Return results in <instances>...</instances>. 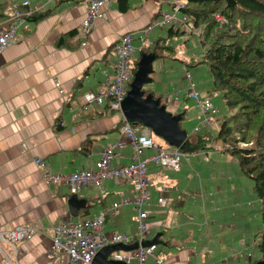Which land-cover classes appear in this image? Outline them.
<instances>
[{
    "label": "crops",
    "instance_id": "crops-1",
    "mask_svg": "<svg viewBox=\"0 0 264 264\" xmlns=\"http://www.w3.org/2000/svg\"><path fill=\"white\" fill-rule=\"evenodd\" d=\"M105 1L102 10L106 19L94 21L84 40L73 37L57 46L60 37L77 31L85 7L82 0H55L38 11L47 12V16L35 23L25 22L15 42L0 54V233L15 227L35 230L14 251L1 245L8 262L0 253V264H68L64 254H51L52 227L68 218L90 217L129 195L126 183L113 181L104 182L100 189L89 188L80 194L68 195L63 185L45 183L42 168L35 164L40 160L51 173L60 175L93 169L107 144L123 141L118 131L120 118L114 113L103 110L105 114H101L103 111L95 107L86 111L74 107L80 106L84 96L94 93L103 80L102 72L112 76L111 52L117 39L124 34L133 37L132 66L140 51L139 31L158 19L162 9L167 12L168 7L161 0H128L127 11L120 13L115 0ZM29 2L30 9L35 10L43 6L44 0ZM165 30L152 29L145 38L146 46L164 38ZM174 38L172 34L167 41L172 47ZM149 57L144 61L160 62V71L169 78L162 92L156 90L157 84H143L142 98L149 92L160 96L165 113L182 120L190 108L187 102L195 105L185 97L183 65L167 66L162 62L163 58L172 62L171 55L149 54ZM148 65L146 79L149 81L153 70ZM213 117L208 118L216 127ZM196 119L200 123L199 112ZM137 129L148 128L140 125ZM149 135L153 140L150 132ZM181 138L169 139L180 141ZM177 146H170V150H177ZM184 155L178 172L147 165V174L153 177L152 182L148 179L150 183L155 187L161 185L155 190L153 184L149 188L151 206L147 210V222L151 227L147 241L158 235L157 241L163 243L159 250L164 254L160 256L163 264L246 263L255 256L252 230L260 223H252L251 219L258 212L254 203L257 199L254 195L253 198L243 196L242 175L233 160L210 150ZM128 160L125 144L111 165H124ZM158 170L170 175L160 177ZM250 192L253 194L251 188ZM156 198H162L165 205L155 207ZM243 198L249 203L244 207ZM133 215L130 209L121 206L116 216L106 220L104 232L134 236ZM167 241L173 247L164 246ZM128 251L114 252L126 254ZM106 260L111 261L110 255Z\"/></svg>",
    "mask_w": 264,
    "mask_h": 264
},
{
    "label": "built area",
    "instance_id": "built-area-1",
    "mask_svg": "<svg viewBox=\"0 0 264 264\" xmlns=\"http://www.w3.org/2000/svg\"><path fill=\"white\" fill-rule=\"evenodd\" d=\"M55 0H44L43 6L30 9L29 0H9L4 19L0 23V54L15 42L18 30L23 26L26 17L31 13L42 11L44 5ZM85 7V15L74 35V39L84 40L90 33L93 22L104 21L106 14L102 10L105 0H82ZM186 4L185 0H174L166 4L168 11H160L159 18L151 21L144 27L140 34V49L147 43L145 38L152 29H171V31L181 33H194L198 38L199 31L192 28L188 16L182 13ZM216 21H223L215 17ZM133 37L124 34L117 39V43L112 49V76L108 77L104 72L103 80L97 85L94 93L84 96L80 106L74 108L86 111L89 107H95L99 111L106 109L116 113L120 118L118 129L122 142L107 144L99 159L94 164L93 169L76 171L66 175L53 174L47 165L40 160L35 164L42 168V179L47 184L65 187L68 195H77L89 188L100 189L104 182H123L129 187V195L118 202L112 203L108 208L99 210L96 214L87 217L83 216L77 220L67 219L51 229V254H64L68 264H92L96 254L103 248L113 245L130 246L132 243L136 247L126 254L119 252L110 253V260L115 264H163V259L157 256L156 245L148 247L140 246V243L148 240L149 228L145 226L148 220L147 210L151 206L149 188L151 184L147 178V165L152 164L159 169H167L178 172L180 164L185 155L176 149L163 151L156 145L149 135L148 129H137L128 123L121 113V102L124 99L131 82L130 57L135 52ZM186 89L185 97L193 102L199 114L202 116L200 125L209 130L214 125L208 116L216 115V110L212 106L210 98L200 96L195 84L192 83L190 73L182 68ZM199 127L192 131L197 133ZM129 151V160L124 165L112 166L111 162L117 157V151L123 145ZM146 151H154L147 157ZM165 202L162 198H156L154 206L163 207ZM127 207L133 212L131 222L135 227L134 236L121 233H105L104 225L109 216H116L120 207ZM35 232L33 227H15L14 229L0 233V253L1 245H5L14 251L15 246L29 239ZM5 261L8 259L2 254Z\"/></svg>",
    "mask_w": 264,
    "mask_h": 264
},
{
    "label": "trees",
    "instance_id": "trees-1",
    "mask_svg": "<svg viewBox=\"0 0 264 264\" xmlns=\"http://www.w3.org/2000/svg\"><path fill=\"white\" fill-rule=\"evenodd\" d=\"M171 1L174 0H161L165 5ZM185 1L182 13L188 16L193 30L199 31L196 40L200 54L196 61L179 63L186 71L188 68L204 67L209 74V81L205 88L203 85L200 89L206 90L207 97L208 94H217L226 110L231 113L221 118L216 115L213 117L217 124L213 139L222 145L223 152L229 154L240 174L252 183V193L259 202L261 229L255 245L256 255L244 264H264V0ZM115 2L120 13L127 11L128 0ZM7 5V0L0 2V23L4 19ZM47 14L31 13L25 22L35 23ZM215 17L223 21H216ZM75 34L76 31H72L60 37L57 46H62ZM172 34L171 29H166L164 38L138 51L130 70L132 78L142 55H153L154 52L163 50L173 53L170 41L167 42ZM188 35L194 37L192 33ZM145 93L146 91L143 92ZM151 96L161 106L160 96L153 93ZM103 113L105 114L104 111L101 114ZM132 125L135 128L140 126ZM119 127L120 123L118 129ZM200 131L195 133L194 141L187 137L177 140V150L183 154L209 150L201 142L211 132L205 128ZM160 244L156 245V254L163 257L164 254L159 253L162 250ZM164 246L173 247L168 241Z\"/></svg>",
    "mask_w": 264,
    "mask_h": 264
},
{
    "label": "rangeland",
    "instance_id": "rangeland-1",
    "mask_svg": "<svg viewBox=\"0 0 264 264\" xmlns=\"http://www.w3.org/2000/svg\"><path fill=\"white\" fill-rule=\"evenodd\" d=\"M0 2H1V0H0ZM172 33H174L173 36L175 37L173 39V42H171L173 44V53H170L168 51H162V52L156 51L153 53V57H155V55H157V56H162V55L173 56L174 60L172 62H169L167 58H163L165 60L162 62H165V64L167 66L169 64H172V63L174 65V64H179V62H189L191 60H193V61L198 60L200 51H199L197 40H196L197 37L194 35V33H192V35L195 38L189 36L188 34H190V33H181V32H175V31H173ZM142 57L150 59L149 54H144V55H142ZM158 59L162 60L161 58H158ZM129 60H130V64H131L132 57H130ZM161 66H162V64L160 62L159 63H156V62L149 63L148 68L150 70H153V72L150 73V79H149L147 84H150L151 86L157 84L156 90H160L162 92L165 89V86L167 84V80L169 77L166 74H163L162 71H160ZM187 70L189 71L191 81H192V83L195 84V87L198 90V93H200V96H203V94L207 95L205 89H200L201 87H203V85L205 88L207 82L209 81V74H208L207 70L201 66H199L198 68H196V67L190 68V69L188 68ZM150 95H151V92H149V95H144V99L146 97H149ZM208 95H209L208 97L211 98L212 106L214 107V109L217 112L216 116H219L221 118L225 115L231 114L228 110H226V108L223 105L222 100L219 99L217 94L214 93L212 95L211 94H208ZM187 104H188L187 107H190V108L187 109V111H185L182 120H180L181 117H178L175 121V125L177 126V124H178L180 126L178 128L179 134H173V137L174 138L182 137L181 139H184L187 137L191 141H194L196 139V134L191 132L192 126L193 125L199 126L200 129H204L205 127L202 124L200 125L199 121H197V119H196V114L198 112L197 107H195L194 104H193L194 106H192L189 102H187ZM113 115L118 117V115L116 113H114ZM208 117L212 119V116H208ZM149 132L153 138V141L155 143H157L163 151H169L170 150L171 147L166 144L164 139L156 136V134H154V132L151 130H149ZM215 132H216V127H215V125H213L211 128V133L208 135V137H206L204 139V136L202 135V139H204L201 142L202 146L205 148H210L209 149L210 151L217 152L220 156H225L227 159L230 160L231 157L229 156V154L223 152L222 145L213 139V137L215 136ZM146 152H149V153L145 154L147 157L151 156L154 153V151H146ZM187 164H189V163H187ZM191 168H192V166H191ZM164 174L166 176L170 175L168 172L162 173V171L158 170V175L160 177H164ZM147 178L150 179V181L152 182L153 177H151L149 174H147ZM241 178H242V182H241L242 183V191L245 190L244 191L245 193L243 194V196H250L251 195L253 198V194H251V192H250V188H251V184H252L251 181L244 176H241ZM160 186L161 185H156V187H155L154 184L152 185L154 190H155V188H159ZM247 198L241 199L242 207L249 204ZM254 203H255V211H256L257 206L259 207V202H258V200H255ZM247 219L250 220L251 217L248 216ZM251 220H252V223L254 221V222H258V224H259V214L257 211L254 213V220L253 219H251ZM156 223H158V221ZM145 226L147 228H149V227H151V224L149 222H146ZM260 228H261L260 224H259L257 229H255V225H254V228L252 230L253 234H254L252 242L255 240V242L257 243V241H258L257 236H258V232H259ZM247 239H249V241H250V238H247ZM252 252H253V255H254V252L256 255V250H254V248H252Z\"/></svg>",
    "mask_w": 264,
    "mask_h": 264
},
{
    "label": "water",
    "instance_id": "water-1",
    "mask_svg": "<svg viewBox=\"0 0 264 264\" xmlns=\"http://www.w3.org/2000/svg\"><path fill=\"white\" fill-rule=\"evenodd\" d=\"M144 59L142 57L137 63L129 89L121 102L122 116L128 123L143 125L153 131L156 136L165 139L168 145L176 147L178 141L169 138L173 134H179V129L175 125L178 117H171L168 113H165L164 107L158 106V101L153 100L151 96H149L150 98H142L141 86L148 82L146 67L150 62H145ZM157 238L158 235H155L151 240L141 242L140 246L148 247L160 244ZM135 247L136 244L131 246L113 245L103 248L96 254L92 264H113L114 262L106 260L110 253L117 250H132Z\"/></svg>",
    "mask_w": 264,
    "mask_h": 264
}]
</instances>
